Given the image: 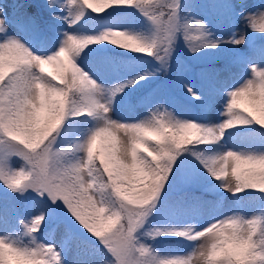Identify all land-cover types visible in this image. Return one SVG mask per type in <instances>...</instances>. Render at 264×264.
Instances as JSON below:
<instances>
[{
	"label": "snow or ice",
	"instance_id": "obj_1",
	"mask_svg": "<svg viewBox=\"0 0 264 264\" xmlns=\"http://www.w3.org/2000/svg\"><path fill=\"white\" fill-rule=\"evenodd\" d=\"M186 6L43 0L49 22L25 15L17 35L0 5V184L42 205L21 217L0 201V264H264V6L223 0L246 24L227 39ZM181 39L193 54L232 49L206 92L181 81L199 119L134 95L168 72ZM178 186L217 200L173 197ZM228 195L235 205L221 206ZM167 237L191 249L162 253Z\"/></svg>",
	"mask_w": 264,
	"mask_h": 264
},
{
	"label": "rangeland",
	"instance_id": "obj_2",
	"mask_svg": "<svg viewBox=\"0 0 264 264\" xmlns=\"http://www.w3.org/2000/svg\"><path fill=\"white\" fill-rule=\"evenodd\" d=\"M210 1L212 0H186V11L190 9L191 14L196 16L197 18L204 19L208 22L210 28L213 30V32L217 36H221L225 39H227L230 35V30L233 24L236 27V30L238 32L245 30L246 24L243 19H235L233 17H230L227 13L223 11L222 8L218 7V10H220V15H215L214 13V7L210 6ZM216 5H220L223 0H215ZM228 2L237 4V11H255L256 9L261 8L264 6V0H228ZM43 0H33L31 4H27L24 2V0H0V5L5 7L8 11L9 16V24H10V31L13 34H21L19 24L17 23L19 18H22L25 15L34 16L37 18V22L41 25H45L49 22V15L47 11L42 7ZM23 5V7H21ZM249 37L252 38L251 30L249 29ZM260 37L256 36L255 40L257 43L260 42ZM185 43L183 40L178 42L179 50L183 53ZM186 46V45H185ZM187 48V46L185 47ZM241 52H250L247 45L240 46ZM202 56L206 57H200L196 62L189 61L186 54H182L180 56L175 55V64L174 62H171V68L169 71V75L173 71V65L175 70V76L174 80L177 83V86L180 90L179 97L174 100L172 105L167 104L166 106L170 108V110L176 111L178 114H183L185 116H188L189 118L193 119H199L203 117L204 113L201 111V108L199 106V103L192 98L189 94H187L186 90L182 88V83H190L191 86H193L197 91L200 92H206L208 84L206 80L207 72L210 71H203L199 69L202 64L204 63V59L210 58L212 59L213 63H224L225 60L231 56L232 49L229 47L222 46L221 49L215 50V49H204L200 52ZM207 54V55H205ZM192 58V57H191ZM249 59L253 62H256L259 60V57L255 55H249ZM150 63L145 64L144 67L146 68H158L160 67L159 63L157 62L155 65L152 62V60L149 58ZM47 71H55V69L52 66H45ZM242 70L238 71L237 73L230 74L226 77V83L230 85L234 79H238L239 75L241 74ZM163 83L157 82L156 78H154L150 83L144 84L139 89V92L135 93L134 95L140 96L145 93L154 92L156 94L157 99H163ZM248 106V105H246ZM250 107V106H249ZM141 111H143L141 109ZM116 118H120L119 111ZM131 118V117H128ZM120 136H123V133L120 134ZM232 144H229V147H232ZM100 148V142H98L97 149L99 151ZM195 187V186H194ZM198 188H201L199 193H194L192 197H200L204 200L213 201L215 202L217 200V197L211 193L205 191L202 187L197 186ZM183 187H177L173 191H176L178 189H181ZM264 195V194H263ZM236 199H241L240 197ZM255 200V199H254ZM0 201L7 202L8 206L12 208L16 214L20 215L21 217L29 215L31 212H34L36 208L41 207L42 205L38 204L35 199L29 198V199H23L18 196V194L10 193L3 184H0ZM26 202L27 208L25 209L23 203ZM224 203H227L229 207H232L235 205V200L228 195L227 201H223L221 203V206H223ZM248 215H252L253 212L249 211L247 213ZM63 232V226H59L55 229V238L57 241L59 240L60 236ZM167 240H176L178 243H182L183 245L179 247V245L174 246H167L165 245L163 253H184L186 251H189L191 249V245L187 241H183L181 238L178 237H167V238H161V241H167ZM73 256L75 253L72 254Z\"/></svg>",
	"mask_w": 264,
	"mask_h": 264
},
{
	"label": "trees",
	"instance_id": "obj_3",
	"mask_svg": "<svg viewBox=\"0 0 264 264\" xmlns=\"http://www.w3.org/2000/svg\"><path fill=\"white\" fill-rule=\"evenodd\" d=\"M25 3L27 4H31L33 2V0H24ZM210 6L213 7L215 6L214 8V14L215 15H220L221 12L220 10H218V5H216V1L215 0H212L210 1ZM183 40V39H181ZM180 40V41H181ZM179 41V42H180ZM186 46L184 45V48H183V53L187 55L189 61H193L194 59V63L197 64V60L200 59V57H206V56H202V54L200 53H197V54H193L189 51L188 48H185ZM180 50H179V47L177 46V49L173 55V59L171 62H174L175 64V55L176 56H180L183 54ZM207 55V54H205ZM192 57V58H191ZM151 59V58H150ZM152 60V59H151ZM152 62L154 63V65L157 63L155 60H152ZM222 63H218V64H214L212 59H210L209 57L204 59V63L202 64L203 66H201L199 69L203 70V71H210V72H207L208 74L207 75H211V73L213 72V69L215 68H218ZM170 68H171V65H170ZM170 68L168 70V72H161L157 77H156V81L157 82H161L163 83V99L166 100L168 102L169 105H172L174 100L177 99V97H179V94H180V90L177 86V83L175 82L174 80V76H175V70H174V65H173V71L171 72V74L169 75V71H170ZM201 188H198L197 186H187V187H183L181 189H178L176 191H173L172 193V196L173 197H184V196H190L192 197V195L194 193H199ZM261 196H264L263 194H259ZM241 199L243 200H246V201H253L254 199H256L255 195L253 194H249L248 196H242L240 197ZM23 200V199H22ZM23 203V201H22ZM25 207V209L27 208V204L26 202L23 203V205ZM165 245L167 246H174V245H179V247H181L183 245V242L182 243H178L176 242V240H167V241H161V239L157 240L155 242V246L163 253V250H164V247Z\"/></svg>",
	"mask_w": 264,
	"mask_h": 264
}]
</instances>
